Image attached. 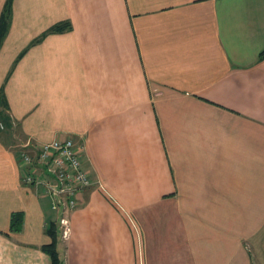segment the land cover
Segmentation results:
<instances>
[{
  "label": "crops",
  "instance_id": "0c3cea01",
  "mask_svg": "<svg viewBox=\"0 0 264 264\" xmlns=\"http://www.w3.org/2000/svg\"><path fill=\"white\" fill-rule=\"evenodd\" d=\"M262 50L264 0H13L0 264L51 263L58 215L18 153L65 138L91 185L59 234L62 264H264Z\"/></svg>",
  "mask_w": 264,
  "mask_h": 264
},
{
  "label": "built area",
  "instance_id": "2783aa9c",
  "mask_svg": "<svg viewBox=\"0 0 264 264\" xmlns=\"http://www.w3.org/2000/svg\"><path fill=\"white\" fill-rule=\"evenodd\" d=\"M18 160L26 171L23 182L38 187L47 198L50 210L58 215L54 222L66 238L70 231L67 213L77 207V193L91 185L77 145L65 138L42 143L34 150L27 146L18 153Z\"/></svg>",
  "mask_w": 264,
  "mask_h": 264
},
{
  "label": "trees",
  "instance_id": "16d2710c",
  "mask_svg": "<svg viewBox=\"0 0 264 264\" xmlns=\"http://www.w3.org/2000/svg\"><path fill=\"white\" fill-rule=\"evenodd\" d=\"M13 0H5V3L3 5V8L0 13V45L7 33V30L9 28L10 19H11V3ZM69 28L68 23H59L57 25H54L51 27L48 31L43 33L39 38L34 40L32 43H36L44 34L48 32H60L64 31L65 29ZM24 52V51H23ZM21 53L19 57L22 55ZM264 59V50H262L259 53L258 60L261 61ZM0 105L3 108H6V102L3 97V91L0 90ZM0 123L3 126L9 127L10 122L9 118L2 112H0ZM22 220L23 216L21 212L12 213L10 217V225L9 230L11 232H18L21 230L22 227ZM45 234L50 238V241L46 244H43L41 246L42 251H44L49 257H50V264H62V261L59 257L58 249H57V243H58V237L60 234V230L58 225L54 221L47 222L45 226Z\"/></svg>",
  "mask_w": 264,
  "mask_h": 264
}]
</instances>
